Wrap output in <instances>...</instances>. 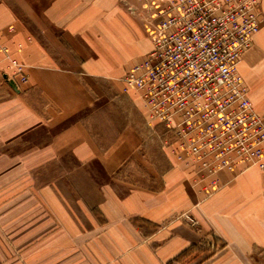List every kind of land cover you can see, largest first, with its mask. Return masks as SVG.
Instances as JSON below:
<instances>
[{
	"label": "crops",
	"instance_id": "0c3cea01",
	"mask_svg": "<svg viewBox=\"0 0 264 264\" xmlns=\"http://www.w3.org/2000/svg\"><path fill=\"white\" fill-rule=\"evenodd\" d=\"M13 1L24 14L0 1L1 42L27 80L0 79V264H250L263 254L257 166L220 173L205 196L159 141L168 164L157 187L113 186L138 148L150 150L145 109L121 78L151 48L152 0ZM259 2L261 26L237 69L264 118ZM0 69L12 73L2 53ZM97 166L109 182L98 184ZM183 214L221 248L199 247V226Z\"/></svg>",
	"mask_w": 264,
	"mask_h": 264
},
{
	"label": "built area",
	"instance_id": "2783aa9c",
	"mask_svg": "<svg viewBox=\"0 0 264 264\" xmlns=\"http://www.w3.org/2000/svg\"><path fill=\"white\" fill-rule=\"evenodd\" d=\"M151 9V48L121 78V91L141 101L148 125L198 191L215 192L222 172L264 170V118L237 69L261 26L258 0H152ZM0 53L12 68L0 69V79L26 81L1 34Z\"/></svg>",
	"mask_w": 264,
	"mask_h": 264
},
{
	"label": "rangeland",
	"instance_id": "374dc122",
	"mask_svg": "<svg viewBox=\"0 0 264 264\" xmlns=\"http://www.w3.org/2000/svg\"><path fill=\"white\" fill-rule=\"evenodd\" d=\"M259 1L260 0H258L260 6ZM43 2L45 3V0L44 1L33 0V3L31 2V0H23L22 3L23 6L28 8L30 6V3L39 7L44 4ZM11 4L17 6L16 9L18 15L20 13L24 14V10L19 7L20 4L19 2H15L11 0ZM147 24L148 23H146V25ZM144 127H145L144 137L147 139L150 145L149 146L150 150L143 151L141 148H138L135 154L133 155L132 160L124 163L123 167L120 168L119 171L116 173L115 178L112 180V183L119 194H123V192H125L129 187H134V186L157 187L160 181L161 172L165 168L166 164H168L167 160L164 158V152L161 149V146L159 145L160 139L157 135V131H156L157 129L154 130L149 126L153 130L152 131L149 127L147 126ZM139 135L141 137V134ZM143 153L145 154L144 157H143L144 155ZM147 158L148 159L150 158V161L147 160ZM158 158L160 160L159 162H157ZM163 159L165 161V164L163 162ZM96 171H97L96 181L98 182V184L99 183L105 184L111 180L110 177L104 172L103 167L97 166ZM218 189H220V185ZM204 195L210 196L207 194ZM183 218L186 222L190 221L188 215L183 214ZM191 225L192 227L196 225L199 226V224H195V222H191ZM197 230L199 231V233H201V235H203L202 239L197 243L199 247H202L204 250L206 249L208 251L210 249L216 250L218 248H221L222 242H220L215 238L210 237L211 231L201 229L200 226L198 227ZM205 235L206 236L210 235V236L207 238L205 237ZM247 261H250L251 262L250 264H264V253L253 256L252 258L247 259Z\"/></svg>",
	"mask_w": 264,
	"mask_h": 264
},
{
	"label": "water",
	"instance_id": "95a60500",
	"mask_svg": "<svg viewBox=\"0 0 264 264\" xmlns=\"http://www.w3.org/2000/svg\"><path fill=\"white\" fill-rule=\"evenodd\" d=\"M9 83H10L13 87H15V83H14L13 81H9Z\"/></svg>",
	"mask_w": 264,
	"mask_h": 264
},
{
	"label": "trees",
	"instance_id": "16d2710c",
	"mask_svg": "<svg viewBox=\"0 0 264 264\" xmlns=\"http://www.w3.org/2000/svg\"><path fill=\"white\" fill-rule=\"evenodd\" d=\"M185 252V251H184Z\"/></svg>",
	"mask_w": 264,
	"mask_h": 264
}]
</instances>
